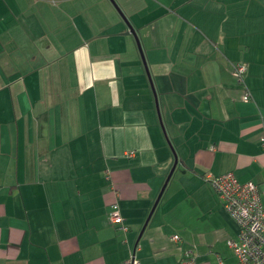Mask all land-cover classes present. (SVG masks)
Returning <instances> with one entry per match:
<instances>
[{
  "label": "crops",
  "instance_id": "crops-1",
  "mask_svg": "<svg viewBox=\"0 0 264 264\" xmlns=\"http://www.w3.org/2000/svg\"><path fill=\"white\" fill-rule=\"evenodd\" d=\"M114 2L174 152L110 0H0V264H234L206 175L264 187V0Z\"/></svg>",
  "mask_w": 264,
  "mask_h": 264
},
{
  "label": "built area",
  "instance_id": "built-area-1",
  "mask_svg": "<svg viewBox=\"0 0 264 264\" xmlns=\"http://www.w3.org/2000/svg\"><path fill=\"white\" fill-rule=\"evenodd\" d=\"M245 72V63L233 65L232 74L237 83L244 87ZM242 98L248 100V92H245ZM262 141L264 142V139ZM206 178L238 228V238L227 241L236 257L234 264H264V187L252 181L239 182L230 172L216 176L207 174ZM112 208L110 220L114 225H120L122 216L119 209L115 204ZM173 238L177 239V235ZM127 264H137L133 255ZM182 264H190V261L186 260ZM219 264L224 263L220 261Z\"/></svg>",
  "mask_w": 264,
  "mask_h": 264
},
{
  "label": "water",
  "instance_id": "water-1",
  "mask_svg": "<svg viewBox=\"0 0 264 264\" xmlns=\"http://www.w3.org/2000/svg\"><path fill=\"white\" fill-rule=\"evenodd\" d=\"M110 1L113 3L114 7L116 8V10H117L118 13L121 15L122 19L124 20V22H125L126 25H127V28H128V29H127V31H126L125 33H126V34H128V33L132 34L133 37H134V39H135V42H136V45H137L138 51H139L140 56H141V59H142V61H143L144 68H145L146 74H147V76H148V79H149V82H150V85H151V88H152V91H153V94H154L155 104H156V109H157V112H158V115H159L160 125H161L162 130L164 131V133H165V135H166V132H165L164 126H163L162 121H161V118H160V113H159V111H158V100H157L156 91H155V89H154V86H153V83H152V79H151V77H150V73H149V70H148L147 64H146V62H145V58H144V55H143V51H142V47H141V43H140L139 38H138V35H137V31H136V29H134V28L132 27V25L128 22V20L126 19V17L124 16V14L121 12V10L119 9V7L116 5V3L114 2V0H110ZM166 139H167V142L169 143L168 138H167V135H166ZM176 162H177V160L175 159L174 165L172 166V168H171L169 174H168L167 177H166V180H165V182H164L163 188H164L166 182L168 181V179H169V177H170V175H171V173H172V170L174 169V167H175V165H176ZM162 190H163V189H162ZM162 190H160V193H159L158 197H160V195H161V193H162ZM155 203H156V202H155ZM152 210H153V207H152L150 213L152 212ZM150 213H149V214H150ZM148 216H150V215H148ZM148 219H149V217H147V219H146V221H145V223H144L145 225H146V222L148 221ZM145 225H144V226H145ZM143 229H144V227L142 228V230H143ZM142 230H141L140 233H139V237H140V235H141V233H142Z\"/></svg>",
  "mask_w": 264,
  "mask_h": 264
},
{
  "label": "rangeland",
  "instance_id": "rangeland-1",
  "mask_svg": "<svg viewBox=\"0 0 264 264\" xmlns=\"http://www.w3.org/2000/svg\"><path fill=\"white\" fill-rule=\"evenodd\" d=\"M137 51V50H136ZM141 58V57H140ZM160 118L162 119L161 121H162V124L164 125V128H166V129H168V132H170V126H169V122H168V117H169V110H167V111H160ZM166 132V131H165ZM166 135H167V132H166ZM167 138H168V140H169V143H170V150L172 151V152H174V147H176V143H173V144H171V142H170V139H169V137H168V135H167ZM165 141H167V139L165 140ZM130 257V256H129Z\"/></svg>",
  "mask_w": 264,
  "mask_h": 264
},
{
  "label": "trees",
  "instance_id": "trees-1",
  "mask_svg": "<svg viewBox=\"0 0 264 264\" xmlns=\"http://www.w3.org/2000/svg\"><path fill=\"white\" fill-rule=\"evenodd\" d=\"M246 182V181H245Z\"/></svg>",
  "mask_w": 264,
  "mask_h": 264
}]
</instances>
